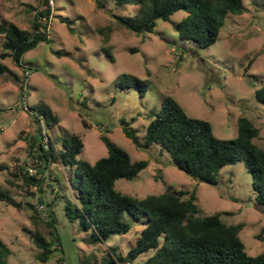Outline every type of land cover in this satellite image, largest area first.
Masks as SVG:
<instances>
[{
    "label": "rangeland",
    "instance_id": "1",
    "mask_svg": "<svg viewBox=\"0 0 264 264\" xmlns=\"http://www.w3.org/2000/svg\"><path fill=\"white\" fill-rule=\"evenodd\" d=\"M103 1L104 6L98 7L94 0H54L51 17L39 18L47 40L27 49L20 64L10 53L0 57L4 64L0 73V164L6 165L0 169V188L16 199L31 201L36 209L26 205L16 208L0 200L6 264H103L108 245L126 252L143 226L123 211L130 221L126 232L87 242L89 231L64 212L67 200H74L70 184L73 166L37 158L30 146L37 125L42 140L46 141V134L56 147L63 135L80 134L83 145L77 158L90 162L107 153L99 137L100 132H106L132 160H148L136 176L116 178L117 189L137 196L159 193L164 190L162 178L177 188H194L203 213L219 212L227 223L244 222L239 236L249 254L258 253L264 247V207L255 201L251 173L243 161L221 166L215 174L216 183L198 180L175 166L169 152L157 143L136 147L123 132L120 119L130 120L142 140L162 97L171 95L189 115L207 119L218 137H234L238 117H248L257 128L253 141L264 148V105L254 96L264 83V0H242L244 10L225 15L217 38L205 46L174 30L172 24L184 16V10L174 11L167 20L156 19L152 31L135 32L112 13L132 14L136 5ZM43 6L41 0H0V21L10 20L32 31L33 17ZM4 40L0 32V50ZM104 46L110 48L113 60ZM26 67L33 70L28 78ZM123 72L145 80L142 94L136 86L116 84ZM39 102L50 106L57 122L48 126L42 114L37 115L33 108ZM34 115L42 120H35ZM20 165L28 173L43 176L40 189L26 186L20 174L10 173ZM34 212L43 220L54 218L60 239V247L46 261L34 257V243L24 229L35 228L30 219ZM36 227L47 238L53 235V227L44 221ZM258 233L262 237H257ZM150 252L139 253L130 264H141Z\"/></svg>",
    "mask_w": 264,
    "mask_h": 264
},
{
    "label": "trees",
    "instance_id": "2",
    "mask_svg": "<svg viewBox=\"0 0 264 264\" xmlns=\"http://www.w3.org/2000/svg\"><path fill=\"white\" fill-rule=\"evenodd\" d=\"M41 2L44 6L33 17L32 31L10 20L0 21V32L5 35L0 57L10 53L13 60L20 64L27 49L47 40V33L40 27L39 16L48 14L49 6L46 0ZM94 2L98 7L104 6L103 0ZM115 2L137 6L132 14L112 13L117 21L135 32L152 31L156 19L167 20L174 11L184 10V16L172 26L180 37L192 39L201 46L215 41L225 15L242 12L245 8L242 0ZM103 50L110 60L114 59L108 46H104ZM54 51L60 53L57 49ZM3 69L4 64L0 61V73ZM116 84L121 87L136 86L142 94L146 82L133 73L123 72L116 79ZM254 96L264 105V83L255 89ZM33 109L37 115L42 114L48 126L57 122V116L48 104L39 102ZM37 115H34L35 120L40 118ZM120 123L123 132L136 147L157 143L169 152L175 166L201 181L216 183L215 174L221 166L243 161L251 173L255 201L264 207V148L253 141L257 128L248 117H238L234 137H218L207 119L189 115L173 96L164 95L160 107L152 113L146 125L142 140L131 128L130 120L121 118ZM99 137L107 153L93 162L77 158L83 145V138L78 133L63 135L59 147H56L52 138L47 137L45 142L42 140L43 134L37 125L34 137H30V146L34 147L37 158L44 163L59 161L73 166L70 184L74 188V200H67L64 212L68 219H77L80 226L89 231L87 242L103 241L111 233L126 232L130 221L123 217V211L143 225L126 252L119 251L117 245H108V257L103 264H130L139 253L148 250L151 252L141 264H264V247L256 254H249L245 249L239 236L244 222L227 223L221 219L219 212L203 213L196 203L194 188H177L162 178L164 190L159 193L137 196L117 189L114 184L116 178L136 176L148 160H132L129 153L112 141L106 132H100ZM5 167V164H0V169ZM10 173L20 174L26 186L41 188L42 175L28 173L21 165ZM0 200L16 208L26 205L36 210L34 203L16 199L3 188H0ZM30 219L35 228L24 229L29 231L34 243V257L46 261L53 250L60 247L54 218L43 220L34 212ZM42 221L53 227L50 238L36 227ZM261 232H264V225ZM256 236L260 238L262 233ZM5 250L7 247L0 237V264H6L3 257Z\"/></svg>",
    "mask_w": 264,
    "mask_h": 264
},
{
    "label": "built area",
    "instance_id": "3",
    "mask_svg": "<svg viewBox=\"0 0 264 264\" xmlns=\"http://www.w3.org/2000/svg\"><path fill=\"white\" fill-rule=\"evenodd\" d=\"M46 2H47V4H48V6H49V12H48V14H43V15H40V16H39V18H42V19H44V20H46L47 18L51 17L52 8H53V5H54V0H46ZM32 71H33V70H32L31 67H26V68L24 69L25 77L28 78V76L31 74ZM24 85H25V81L23 80L21 87H24ZM39 117H40V116H39ZM39 119L42 120L41 117H40ZM44 135H45V138H46V140H47V135H46V134H44ZM29 169H30V170H34L33 168H29ZM39 207H42V205L40 204ZM126 264H127V262H126Z\"/></svg>",
    "mask_w": 264,
    "mask_h": 264
}]
</instances>
